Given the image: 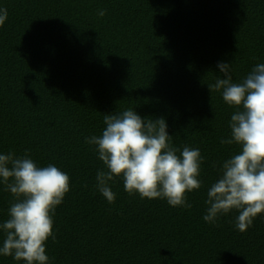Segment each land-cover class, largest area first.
I'll return each mask as SVG.
<instances>
[{"label": "trees", "instance_id": "1", "mask_svg": "<svg viewBox=\"0 0 264 264\" xmlns=\"http://www.w3.org/2000/svg\"><path fill=\"white\" fill-rule=\"evenodd\" d=\"M0 9V154L27 150L70 177L48 264H264V213L246 231L238 210L203 219L209 187L240 151L221 143L237 109L207 85L224 77L219 62L233 82L264 63V0H0ZM128 109L164 117L174 147L200 150L191 208L129 194L122 175L108 182L114 202L98 190L107 169L85 138ZM14 200L0 183V223ZM0 264L25 262L0 255Z\"/></svg>", "mask_w": 264, "mask_h": 264}, {"label": "clouds", "instance_id": "2", "mask_svg": "<svg viewBox=\"0 0 264 264\" xmlns=\"http://www.w3.org/2000/svg\"><path fill=\"white\" fill-rule=\"evenodd\" d=\"M6 19L7 10L0 9V27ZM217 66L224 77L207 86L210 92L221 91L223 100L237 109L229 122L231 138L221 143H235L240 151L223 162L209 187L203 219L215 223L219 215L238 210L236 227L246 231L257 214L264 213V63L256 64L241 82H233L229 63ZM104 123L102 134L86 137L85 142L96 146L106 166L98 170L96 180L108 202L116 198L108 182L122 175L129 194L191 208L187 193L202 187L198 148L174 147L164 117L146 119L128 109L106 114ZM0 183L15 197L9 218L0 223V255L25 264H48L46 241L55 239L53 218L70 191L69 175L54 164L38 167L26 150L24 156L0 154Z\"/></svg>", "mask_w": 264, "mask_h": 264}]
</instances>
